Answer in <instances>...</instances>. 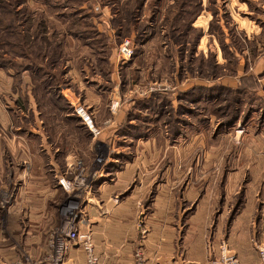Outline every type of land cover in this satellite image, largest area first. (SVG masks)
Returning <instances> with one entry per match:
<instances>
[{
    "label": "rangeland",
    "instance_id": "obj_1",
    "mask_svg": "<svg viewBox=\"0 0 264 264\" xmlns=\"http://www.w3.org/2000/svg\"><path fill=\"white\" fill-rule=\"evenodd\" d=\"M183 1L0 3V72L18 78L0 98L19 107L26 139L31 108L40 113L30 148L19 145L17 162L0 173V262L43 258L75 193L81 229L104 264L148 263V236L163 231L171 232L168 264H209L224 248L243 264L257 260L264 0ZM6 24L18 45L4 43ZM80 105L96 132L76 114ZM126 168L125 187H111ZM130 195L117 221L114 208Z\"/></svg>",
    "mask_w": 264,
    "mask_h": 264
},
{
    "label": "built area",
    "instance_id": "obj_2",
    "mask_svg": "<svg viewBox=\"0 0 264 264\" xmlns=\"http://www.w3.org/2000/svg\"><path fill=\"white\" fill-rule=\"evenodd\" d=\"M122 50L127 51L128 49L126 46H122ZM75 112L88 129L96 132L91 114L83 106L76 107ZM104 159L102 156L96 157L97 164L102 165ZM77 199H79V196L75 193L71 196L69 202L61 207V213L65 218L63 232L55 238L51 250L43 258L31 261L28 256H25L24 258L3 261L0 264H77L75 252L81 254L83 258L82 264H104L95 251L91 231L81 229L84 226V219L82 216H79L82 207L80 206V201ZM73 205L75 207L71 208ZM136 264L146 263L140 260ZM209 264L243 263L240 262L236 254L229 251L228 248H224L221 254L217 258L212 259ZM248 264H264V244L258 247L257 260Z\"/></svg>",
    "mask_w": 264,
    "mask_h": 264
},
{
    "label": "crops",
    "instance_id": "obj_3",
    "mask_svg": "<svg viewBox=\"0 0 264 264\" xmlns=\"http://www.w3.org/2000/svg\"><path fill=\"white\" fill-rule=\"evenodd\" d=\"M3 73L5 76H4V78L0 77V85H1L0 90L1 91L11 90V86L13 84L12 81H14V83L15 82L18 83V78H15L16 76H13L10 72H6V71L0 72V75H3ZM8 73H10L12 76ZM19 77L21 78L19 87L23 88V84L26 83L28 78L26 76H24L23 74H21ZM3 88H4V90H3ZM15 92L17 95L18 87L16 88ZM4 96H7V95H4ZM8 99L3 103L1 98H0V125H1V127H3L0 130H3V129L5 130V134L3 136L4 140L0 141V173L3 170V168L4 169L7 168V165H10L11 163L13 164V163L17 162V155H18L19 151H21V148H19V145H21L22 150H26L27 148H30L29 145H31V143H32V141L30 139H31L33 133L38 134L36 132V130L40 128L39 126L34 125V123L36 122V117L40 118V116H39L40 113L38 110H33V107H32L31 111L33 113H37L36 116L34 114H32V116H35L34 117L35 119H33L31 126L27 125L30 127L32 135L28 139L24 138V136H23L24 132L22 131V133H20L21 130L23 129L22 125L19 124L18 120L16 121L14 119V117H16L17 119H21V111H19L18 106L12 107L13 101H12V99L10 101ZM30 105H31V103L29 102V107H30ZM12 113H14V115H12ZM39 121H40V119H39ZM15 149H16V151L18 150L17 153L13 152V150H15ZM8 155L13 156V158L8 157ZM130 174H131V168H126L124 170L119 171L118 177H117L115 183L111 187L116 186L119 188H124L130 179ZM141 188H142V186H138L136 189L132 190V194H139ZM132 196L133 195H130L127 197L125 196V198L121 202H119L118 205L115 206L114 213H115V217L117 218V221H121L122 219H124V217H121V214L126 213V211L128 210V207H129L130 202H131L130 198ZM159 200H161V199H159ZM86 205L91 207V205H89L88 203ZM91 208H93V207H91ZM92 219L94 221H99L98 219H94V217ZM165 227H168V226L165 225ZM153 235L154 236H152L150 233L148 236V241H149L148 246L151 248L149 255H151V256L149 257V259H147L148 263L146 262V264H153L151 261H155L156 263H154V264H168V263H166L167 262L166 260L170 259V257H168V252L166 250H167L168 245L171 244L170 243L171 242L170 241L171 232L169 233L168 231H163L160 233V235H158V234H153ZM261 238H263V243H264V235ZM93 242H94V238H93ZM152 248L154 250H152ZM242 257H244V256H242ZM123 258L124 257H121L119 260H122ZM162 261L164 263H161ZM250 263H252V262H250Z\"/></svg>",
    "mask_w": 264,
    "mask_h": 264
},
{
    "label": "trees",
    "instance_id": "obj_4",
    "mask_svg": "<svg viewBox=\"0 0 264 264\" xmlns=\"http://www.w3.org/2000/svg\"><path fill=\"white\" fill-rule=\"evenodd\" d=\"M0 3L3 4V6H4V5L6 6V2H5V0H3V1L0 0ZM182 3H183V5H185V4L187 3V0H184ZM187 5H189V3H187L185 6H187ZM11 22H14V20L11 19V20H10V23H11ZM182 22H183V21H182ZM6 25H7V26H6V27H7V31H9V32H8V36L6 37L7 39H6V38L4 39V43H5L6 45L9 44V45H11V46H13V45H18V44H16V43L14 44V43L9 39V37H10L11 35H13V34H12L13 32H12V28H11L10 24H6ZM182 26H183V25H182ZM19 37H20V38H23L22 36H19ZM12 38H15V39H16L17 37H16V36H15V37L12 36ZM22 68H23V67H22ZM22 68H21V70H22ZM23 70H25V69H23Z\"/></svg>",
    "mask_w": 264,
    "mask_h": 264
},
{
    "label": "bare ground",
    "instance_id": "obj_5",
    "mask_svg": "<svg viewBox=\"0 0 264 264\" xmlns=\"http://www.w3.org/2000/svg\"><path fill=\"white\" fill-rule=\"evenodd\" d=\"M75 206L73 205V206H71V208H74Z\"/></svg>",
    "mask_w": 264,
    "mask_h": 264
}]
</instances>
